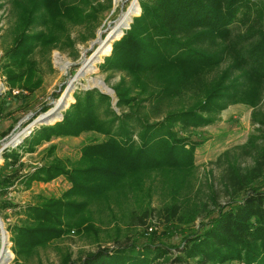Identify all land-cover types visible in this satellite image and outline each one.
<instances>
[{
    "label": "trees",
    "instance_id": "obj_1",
    "mask_svg": "<svg viewBox=\"0 0 264 264\" xmlns=\"http://www.w3.org/2000/svg\"><path fill=\"white\" fill-rule=\"evenodd\" d=\"M9 1L16 14L17 36L4 49L1 66L11 88L28 92L8 90L1 95L0 116L11 111L5 110L7 95L25 103L40 85L42 78L31 58L35 48L54 44L62 39L69 22L87 21L105 6L104 0ZM139 5L140 13L113 40L100 66L127 70L132 84L142 88L143 99L154 103V109L183 94H190L192 102L162 118H145L130 108L116 112L110 95L97 87L76 88L74 101L62 110L61 119L34 126L19 143L4 147L0 214L16 206L14 212L22 214L21 222L6 226L16 255L29 254L74 228L93 235L92 225L82 226L89 217V202L107 198L111 190L127 184L136 187L138 180L133 176L144 170L163 169L183 176L184 185L185 174L190 173L186 171L193 167L196 143L183 130L212 123L231 102L256 103L264 89V0H139ZM250 18L257 21L256 28L234 37L233 28ZM223 62L227 66L217 70ZM114 88L117 105L136 102V95L130 94L132 85L121 81ZM49 107L44 103L27 122ZM17 119L8 123L5 133ZM88 130L104 138L83 145L77 160L67 162L53 155L17 172L21 156L43 142ZM54 147L49 145L48 156ZM254 159L245 169L226 167L222 178L229 200L217 205L216 214L198 228L184 233L173 246L175 251L150 231L142 240L115 238L114 244L98 246L81 257L66 256L63 264H264V144L256 149ZM59 175L71 182L59 196L38 194L37 200L23 205L4 198L13 182L30 187L34 181L46 182ZM185 197L184 205L173 200L162 206L167 220L190 223L205 211L204 204ZM150 209L133 211L131 218L144 224Z\"/></svg>",
    "mask_w": 264,
    "mask_h": 264
},
{
    "label": "rangeland",
    "instance_id": "obj_2",
    "mask_svg": "<svg viewBox=\"0 0 264 264\" xmlns=\"http://www.w3.org/2000/svg\"><path fill=\"white\" fill-rule=\"evenodd\" d=\"M132 1L104 0L105 6L98 9L94 17L80 23L69 22L62 31H65L62 39L57 40L52 45L41 46V48L37 46L35 48L31 58L35 60L42 80L25 103L12 97L9 98V95H7L5 110L10 109L11 111L0 116V163L3 161L1 156L2 145L11 138L14 132L27 125L28 119L44 103L51 107L66 88V93H63L64 107L55 111L50 118L52 123L61 119L60 113L62 110L74 101L73 90L92 85L110 95L111 106L116 112L130 108L138 111L145 118H162L168 111L185 107L192 102L190 94H183L164 100L158 104L157 109H154L152 107L154 103L148 99H143L144 92L141 91L142 88L132 84V75L127 70L102 69L100 66L104 57L110 54L113 40L117 38L108 39L107 44L111 48L104 53L107 44L100 42L104 41L103 38L108 33L107 29L117 22L119 16L122 17L128 11ZM0 3L1 96L7 93L8 90L16 93L21 89L9 86L7 76L1 66V55L4 49L13 43L17 32L14 29L16 14L11 2L0 0ZM135 3L137 6L133 9L135 11L138 7V11L132 14L130 18L140 13L139 0H136ZM129 20L125 22L123 19L115 36L119 35L121 29L125 28L124 24ZM256 26L257 21L250 18L233 28V36L244 35L253 31ZM99 44L103 46L102 51L97 54L91 63L84 67L85 72L82 75L76 76L85 58L91 56ZM227 63L223 62L217 70L223 69L227 66ZM93 80L98 82L94 83ZM121 81L128 87L132 85L130 94L137 97L136 102L132 105L119 106L116 103L118 97L114 87ZM21 91L28 92L26 89ZM58 94L59 96H57ZM15 117L18 118L17 121L5 133L8 123ZM214 117V121L210 124L184 129L182 132L183 135L188 136L192 142L196 143L193 167L186 171L190 173L185 174L184 185H181L180 181L183 176H176L172 172L163 169L144 170L142 173L134 175L133 177L138 180L136 187H133L134 184L132 186L127 184L115 191H113L114 189L111 190L107 198H96L89 202L86 209V215L89 217H86L87 219L82 226L92 225L90 229L93 227L94 233L91 236L86 231H78L74 228V231L70 230L62 237L35 247L29 254L16 255L11 249L12 242L9 239L10 234L6 226L21 222L22 214L14 212V209L18 206L5 208L0 214L6 236V245L3 251L0 252H4L5 256L1 254L0 258H9L6 261H0V264H63V259L66 256L71 258L81 257L98 246L114 244L115 238L120 241H126L127 239L142 240L149 235L148 232L150 231L156 232L157 239L168 243L172 247L175 246L184 233L198 228L202 221H206L210 215L216 214L217 205H222L229 200L226 182L222 178L226 167L232 164L245 169L253 165L256 149L264 144V89L256 103L231 102ZM103 138L102 133L93 130L84 131L79 135L53 137L49 141L38 145L34 151L23 154L20 158V166H15V168L18 169L17 172L25 171L34 165L48 161L53 155L63 157L67 159V162L75 161L79 158L83 145ZM52 144L55 147L52 154L48 156L47 150L49 145ZM252 144L257 146L256 149L251 146ZM6 146L14 145L8 144ZM70 185L71 182L63 175L46 182L34 181L30 187H24L20 182H13L7 188L4 198L10 202L23 205L37 200L38 194L59 196ZM186 195H189L192 201L204 204L205 211L190 223L181 222L182 224H180L175 218L167 220L162 206L171 203L173 200H177L184 205L188 202ZM145 207L151 209L150 214L145 218L144 224L138 223L137 217L131 218L130 214L133 211L139 213ZM95 236L97 238H94ZM128 236L129 238H126ZM5 248L7 253L4 251ZM172 250L175 251V248L173 247Z\"/></svg>",
    "mask_w": 264,
    "mask_h": 264
},
{
    "label": "water",
    "instance_id": "obj_3",
    "mask_svg": "<svg viewBox=\"0 0 264 264\" xmlns=\"http://www.w3.org/2000/svg\"><path fill=\"white\" fill-rule=\"evenodd\" d=\"M118 19H117L118 21L111 28H108L107 29V32L108 33L106 34L105 38H103V39H106L108 37L119 38L123 34V28H122L121 29V32L119 33V35L118 36H115L116 35V31L118 30L119 24L121 22L120 16L118 17ZM131 20H132V18H130L129 22H127L126 24H124V27L125 28L129 27V23H130ZM100 46H101V44H99V46L95 49V51L92 53L91 56H89L88 58H85V61L81 65L80 70L77 71L76 76L82 75L85 72L84 65L99 51ZM93 86L94 85L87 86L86 88L93 87ZM66 90H67V88L64 89V92L63 93H66ZM63 93L59 96V98L57 99V101L51 107L47 108L45 111L39 112L30 122L27 123V125H25L20 130V132H24L21 137H18L15 141H11V138H9L2 145L1 150H2V148H4L8 144L15 145L16 143H18L23 138V136H25L26 134L30 133V131L33 129L34 126L39 125V124H42V123H52L50 118L54 115L55 111L56 110H60L61 108L64 107L65 101H64V98H63L64 97V94ZM60 118H62V112L60 113ZM0 228H1V231H4V228H3V225H2L1 220H0ZM8 258L9 257H5L3 261H6Z\"/></svg>",
    "mask_w": 264,
    "mask_h": 264
},
{
    "label": "bare ground",
    "instance_id": "obj_4",
    "mask_svg": "<svg viewBox=\"0 0 264 264\" xmlns=\"http://www.w3.org/2000/svg\"><path fill=\"white\" fill-rule=\"evenodd\" d=\"M136 2V0H133L132 2H131V4H130V6L128 7V11H126L123 15H122V17L120 16V19H121V22H120V24H119V27L121 26V23H122V21H123V19H124V21L126 22L127 20H129V18H130V16L132 15V14H134L135 12H137L138 11V7H136V10L134 11V9H133V7H135V6H137V4L135 3ZM119 20V19H118ZM117 20V21H118ZM118 27V28H119ZM109 38H112V37H108V38H106V39H104V41H102V42H100V43H105V44H107V42L109 41L108 39ZM109 44H107V46H106V48L104 49V51H103V53L104 52H107V51H109ZM101 49H103V46L101 45L100 46V49H99V51L96 53V55H94L85 65H84V67L85 66H87V64H89V63H91L94 59H95V57L97 56V54L100 52V51H102ZM102 53V52H101ZM65 66V65H64ZM85 70V69H84ZM88 71V70H87ZM94 81V83H97L98 81H95V80H93ZM23 133L24 132H20V130H17L16 132H14L13 134H12V136H11V139H12V141L13 140H15V139H17L18 137H21L22 135H23ZM3 244V245H2ZM5 245H6V236H5V231H1V244H0V248H1V246H2V249L0 250V251H3V248L5 247ZM4 251L7 253V250H6V248L4 249ZM1 254H2V256L4 255V252H0V257H1ZM5 256V255H4ZM5 258V257H4ZM4 258L2 257V259L0 258V261L1 262H3V260H4Z\"/></svg>",
    "mask_w": 264,
    "mask_h": 264
}]
</instances>
